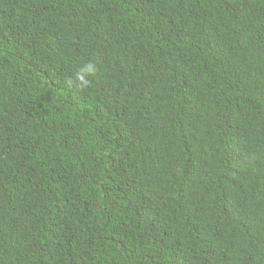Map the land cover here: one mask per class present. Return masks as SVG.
<instances>
[{
    "label": "trees",
    "instance_id": "obj_1",
    "mask_svg": "<svg viewBox=\"0 0 264 264\" xmlns=\"http://www.w3.org/2000/svg\"><path fill=\"white\" fill-rule=\"evenodd\" d=\"M0 264H264V0H0Z\"/></svg>",
    "mask_w": 264,
    "mask_h": 264
},
{
    "label": "clouds",
    "instance_id": "obj_2",
    "mask_svg": "<svg viewBox=\"0 0 264 264\" xmlns=\"http://www.w3.org/2000/svg\"><path fill=\"white\" fill-rule=\"evenodd\" d=\"M96 72L95 65L92 64L91 62L86 63L82 66L81 68V73L80 75L77 76V81L78 83H75L71 80L68 81L69 86H74L77 88V90H84L90 85V80L87 79L88 75H93Z\"/></svg>",
    "mask_w": 264,
    "mask_h": 264
}]
</instances>
